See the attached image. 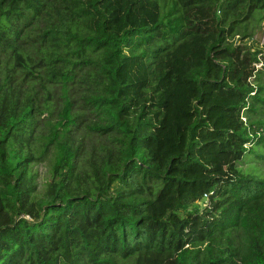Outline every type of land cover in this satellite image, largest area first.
Instances as JSON below:
<instances>
[{
	"label": "trees",
	"instance_id": "trees-1",
	"mask_svg": "<svg viewBox=\"0 0 264 264\" xmlns=\"http://www.w3.org/2000/svg\"><path fill=\"white\" fill-rule=\"evenodd\" d=\"M263 21L264 0H0V264H264V176L237 167L264 146Z\"/></svg>",
	"mask_w": 264,
	"mask_h": 264
},
{
	"label": "rangeland",
	"instance_id": "rangeland-1",
	"mask_svg": "<svg viewBox=\"0 0 264 264\" xmlns=\"http://www.w3.org/2000/svg\"><path fill=\"white\" fill-rule=\"evenodd\" d=\"M253 33L252 39L258 43L260 46L264 47V21L256 23L254 26L252 24L249 28ZM238 39V37H236ZM264 65V61H263ZM261 117V116H260ZM264 117V115H263ZM264 121V120H263ZM264 152L263 145H253V150L248 151L244 156L237 161V167L245 173H254L261 176H264V159H258L256 156L257 152ZM43 169V168H42ZM207 196V195H206ZM209 201V198H208ZM207 202L204 201V204ZM137 264H174V258L165 253V254H142L139 257Z\"/></svg>",
	"mask_w": 264,
	"mask_h": 264
},
{
	"label": "built area",
	"instance_id": "built-area-1",
	"mask_svg": "<svg viewBox=\"0 0 264 264\" xmlns=\"http://www.w3.org/2000/svg\"><path fill=\"white\" fill-rule=\"evenodd\" d=\"M262 66H263V60L260 59V61L256 63V67L260 68V67H262ZM206 197H207V196H206Z\"/></svg>",
	"mask_w": 264,
	"mask_h": 264
}]
</instances>
